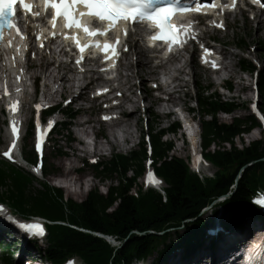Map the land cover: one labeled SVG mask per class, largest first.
Here are the masks:
<instances>
[{
    "label": "trees",
    "instance_id": "trees-1",
    "mask_svg": "<svg viewBox=\"0 0 264 264\" xmlns=\"http://www.w3.org/2000/svg\"><path fill=\"white\" fill-rule=\"evenodd\" d=\"M242 64L253 70L251 64L244 61ZM259 87L264 111V73ZM197 103L202 110L203 147L207 150L214 144L218 148L206 152V157L218 170L214 180L202 182L189 172L182 160L171 158L168 153L172 142L162 141L164 131L158 130L151 138L157 172L167 185L164 200L152 191L138 198L130 193L143 172V142L129 156H115L102 165L103 177L115 180L105 195L93 190L82 202L65 200L61 190L45 183L40 184V189H31L33 180L29 175L0 162V187L6 189L1 198L8 200L21 214L39 215L65 224L49 227L46 258L51 264H58L69 256H78L83 264H131L166 243L168 230L178 227L185 232L177 236V241L188 244L198 231H191L185 221L192 220L201 228L200 209L212 199L230 192L233 194L228 198L229 206L244 209L248 206L249 193L262 186L264 171V142L256 140L240 148L234 143L258 124L254 117L234 118L231 123L223 124L216 115L219 111H234L236 103L224 102L216 94L201 95ZM205 116L210 119L205 120ZM236 180L237 187L233 191ZM92 233L111 236L124 244L120 248L112 247Z\"/></svg>",
    "mask_w": 264,
    "mask_h": 264
},
{
    "label": "rangeland",
    "instance_id": "rangeland-1",
    "mask_svg": "<svg viewBox=\"0 0 264 264\" xmlns=\"http://www.w3.org/2000/svg\"><path fill=\"white\" fill-rule=\"evenodd\" d=\"M228 25H229V30L225 34H222V33L218 34V35L213 34L217 38L218 41H224L225 43L230 44L228 46V48L226 49L227 52L238 54L239 51L237 49H235L233 47V45H235L239 40L243 41L244 45H246V47L242 48V52H245V55H246L250 52L248 49L249 47L256 46L257 50H256V53L254 54V56L258 57L260 59L261 65L264 66V54L259 52L261 45L264 44V33H261L259 38L255 39V35L257 32L256 30H257L258 25L255 22H251L245 16H237L235 19H233V18L230 19L228 21ZM262 26L264 27V23ZM139 42H140V44L142 43L141 40H139ZM239 59L240 58L236 57L234 60V62H235V69H234L235 74H234V76L235 77H234V79L230 80V82L232 84V90L233 91H232V93L229 94V96L226 94V92L220 93L219 90L217 89V86L215 85V83H213L211 78H208V80L205 79V75L203 74V72L197 71V67H196L194 61L189 62V69L196 72V75L198 76V84H199L200 88L201 89L204 88L205 84H211L212 88L210 91H207L208 92V93H206L207 95L210 92L216 91L218 94L220 93V97L223 101L234 102L238 105V108L231 115H227V116H224L222 114L217 115L216 117L220 123L221 122L222 123H230V122H232V120L234 118L245 117V116L249 115L248 105H249L250 99L252 97V91L247 88L246 81L245 82L243 81L241 84H238L240 79L246 77L245 75L240 74L238 71L236 63L238 62ZM135 60H136L135 56H131V62H135ZM189 69H187V71ZM259 71L261 73L263 70L262 71L259 70ZM31 73L33 75H41L40 71H33L32 70ZM140 73L143 77L146 76V72L143 69ZM185 77L186 76H181V79H183V82L185 81ZM134 81L136 83V80H132L131 82H134ZM81 83L84 84L85 82L83 81ZM96 83H98V82H96ZM94 84H93V86H94ZM147 84H148V82L145 83V85H144L145 88H147ZM238 86L242 90L237 91L236 88ZM70 91L71 90L63 93L61 101L66 100L67 97H69L71 95L72 92H70ZM114 91H113V96H115ZM199 92H200V90H199ZM238 92H240V93L238 94ZM181 96H182V94H181ZM197 97H198V95H195L193 92H190V96L184 98L183 101L188 103L189 106L186 105L187 107H193L194 108L193 112H194L195 123L198 126V119H199V116H201V109L199 107H196L195 99ZM55 99L58 100V96H55ZM92 105L94 106L93 111L96 112V105L95 104H92ZM86 106L89 107L88 105H86ZM70 107H72L73 109H77L78 105L76 104V105H72ZM155 114L156 115L158 114V116H159V118L157 120L155 118H153L152 116H150V117H152L151 119L148 118L151 126L154 127L153 128L154 130L165 129L167 124L164 121H161L162 118L159 115V109L156 106H153V108L151 109V115L154 116ZM89 116H90V113L87 112L85 116H81V117H79L73 121L72 126L70 127V131H72L74 136H75V129L73 128V124H75L77 121L82 120L83 117H85L86 119L90 118ZM92 119H97V118L95 116H92ZM205 119H208V117H205ZM2 122H3L2 116L0 115V145H3V143L6 140L5 129H4ZM141 128L143 129V123L142 122L137 127L132 126V128L130 129L131 137H132V140L134 142L138 141V139H139L138 136H139V132H141ZM94 129L96 131L98 129V125H96ZM103 129H104V133H103L104 136H107V132H108L107 127L104 126V128H102V130ZM143 132H144V130H143ZM109 138H110V136L108 135V139ZM169 138L171 139V137H163L162 140L167 141L166 139L169 140ZM260 138H262V137H259L257 134L244 135V136H241L240 138H236L234 140V143L237 147H241L242 144H248V143H250L256 139H260ZM59 139H61V138H59ZM140 139H139V141H140ZM174 139H175V142L172 141L173 150L171 152H169L168 154L170 157H176V158L184 159V157L187 156V151L189 148L185 145V147L183 149L184 151L182 153L180 141L177 140L176 136ZM107 142H108V144H106L102 141L100 144V148L105 149L104 158H109L111 156L108 153V148H110L109 147V140ZM28 144H30V142L27 138H25L23 141V147L28 145ZM112 144H114V143H112ZM61 145H62V151L66 153V156L56 158L53 156L52 148H50L49 152H48V157H47L48 164H49V162H52L54 165H56L60 169L62 176L71 175L70 177L73 180L78 181V185L80 184V186H82L84 191L80 190L81 192H76L77 188L74 185L72 186V184H70V187L68 189L61 188L60 186H62V181L58 180V178L61 179L63 177L62 176H56V175L48 177L47 181L50 183V186L61 189L63 191L65 197L72 198L78 202L84 200L86 198L87 193L93 189L98 190L101 194H105L107 187H109L114 182V180L113 181L103 180V179L99 180L97 178H94L93 180H91L90 179V176H92L91 171H89L88 173L81 174V175L72 174V172L69 171V168H71L72 165L75 167L79 166L80 162H81V158L83 156L81 153L77 154L78 148H79L77 145L72 144L71 149H68V146H67V144H65L64 140L61 143ZM227 146L228 145H226L225 147H227ZM111 147L114 148L115 146H111ZM128 147H130V145ZM138 148L139 147H135L134 150H138ZM22 150H23V148H22ZM214 150H217L216 145H211L208 148V151H210V152H213ZM119 151H123V150H120V148H117V150L114 149L113 154L119 153ZM123 153H126V151H123ZM87 157H89V156H87ZM214 171H215V169L213 167H210L207 170V172L209 174H212ZM85 179H88L89 182H87ZM41 181L42 180H36V181L34 180L33 181V187H31V189H33V188L40 189V183H43ZM84 181H86V182H84ZM133 189H132L133 190L132 192L137 190L136 188H133ZM1 191H3V189H0V195H1ZM226 209H228V208H226ZM227 211H230V213H231V212H236L237 210L229 209ZM210 212L211 211H207L206 214H202V218L204 221H206V222H208L209 220L212 221L211 216H210ZM211 228H214V226H211ZM179 232L182 233V230H180ZM4 241L7 243L9 240H4ZM175 253L176 252L170 253V255H172L171 260L173 259V261H176L179 259V255H177V253L176 254ZM17 254H18V251L13 254L12 258L14 261L16 260ZM156 258H157V253L153 254V256L151 258H149L148 260H146L145 262L152 264ZM171 260L168 261V263L169 262L171 263Z\"/></svg>",
    "mask_w": 264,
    "mask_h": 264
},
{
    "label": "snow or ice",
    "instance_id": "snow-or-ice-1",
    "mask_svg": "<svg viewBox=\"0 0 264 264\" xmlns=\"http://www.w3.org/2000/svg\"><path fill=\"white\" fill-rule=\"evenodd\" d=\"M260 0H253V3H259ZM19 3L25 11H30L31 6L25 2V0H0V29H3L5 25L9 28L13 27V25L9 24L8 17L12 13L13 5ZM233 6H235L236 0H232ZM44 4L46 7L50 6L55 15H53L52 19L55 20L57 16H63L65 20L66 28H82V30L91 37H96L98 35H104V32H100L98 30H90L86 26H82L80 20L75 16L74 9L77 5H83L86 9H88L87 16L94 18V20L107 21L111 26H114L118 21H131L133 24L137 22V20L148 19L156 22L157 26L161 29L160 37H153V39L161 38L168 40L170 42V47L172 43L181 42L179 36H177L175 30L171 29L169 25L165 23L167 20V12L168 10H159L154 14L146 15L142 11V5L138 2V0H44ZM214 5H207V7H213ZM261 7H264V3H261ZM200 4L199 0H197V10H199ZM190 10V9H185ZM161 13H164L163 17H161ZM81 15H84L83 13ZM221 26L222 25H218ZM110 30V29H109ZM17 34H20L19 28H17ZM127 35V33H125ZM2 38V37H0ZM67 38V37H66ZM21 39H25V37L21 36ZM75 40V37H72ZM119 41H117V44ZM96 47H100L97 43L94 45ZM89 47V45H80L77 42L78 50L83 53L85 49ZM203 47V45H202ZM111 49V55L115 56L118 53L116 52V46L105 43L102 47V51L108 53ZM127 50V47L125 48ZM208 49H205L207 52ZM17 53L20 55V59L23 61L25 59L23 53L19 48H17ZM109 58L106 56V59ZM80 60H77L79 63ZM115 63V61H113ZM213 67H216L215 62L213 61ZM19 91V89L17 90ZM7 94V92L5 93ZM37 111L40 110V105L35 106ZM8 110L11 113L17 112V103H11L8 105ZM107 119V117H105ZM52 121H49L48 127L51 128ZM36 143L35 150L41 156H43V145L45 143V138L47 136V129L43 132L40 130L39 121L36 124ZM12 136L13 139L11 141V145L8 147L6 151L2 153L4 157L9 159L10 161L14 159L13 150L18 147L17 144V136H18V128L16 127V122H12ZM35 171H39V168H35ZM148 182L149 183H158V181L154 180L153 174L151 172L148 173ZM2 211V209H0ZM11 220V217H9ZM17 226L22 230L29 234V236L38 235L42 236L44 234V230L39 224L36 223H19L17 222Z\"/></svg>",
    "mask_w": 264,
    "mask_h": 264
},
{
    "label": "bare ground",
    "instance_id": "bare-ground-1",
    "mask_svg": "<svg viewBox=\"0 0 264 264\" xmlns=\"http://www.w3.org/2000/svg\"><path fill=\"white\" fill-rule=\"evenodd\" d=\"M264 20V19H263ZM259 21H262L261 19ZM264 32V28L263 26L259 23L258 27H257V32L255 35V39L259 38L260 34ZM222 50V49H221ZM131 54L127 55L126 60H129V58L131 57V55H135L137 57V60L134 64V62L129 61L127 64H124V70L127 72L126 75H119V79H120V83H121V89L122 91L125 92H130L133 91L136 87V83L135 82H131L132 80H139V77L141 78V84L144 85V82L155 78V67L152 66V58L149 56V54L144 50V48H142L140 45H138L137 43L134 44V46H132L131 48ZM228 54V55H227ZM53 55V56H52ZM55 53L52 52V54L50 55V57H54ZM234 55V53H226L224 56L226 59L230 60V63H227L225 65V69L226 67L228 68L227 72L230 75H233V73L235 72V70L233 69V64H232V59L229 56ZM32 67L33 68H38V65H36V63H32ZM66 68H68V65H63V64H59L56 67V70L53 71H48L47 75H45V82H50L52 81L53 84L56 83V80H60L63 84V91H69L71 88H73L72 86H66L68 82L75 80L68 78L67 76V72L64 71V73H60L61 70H65ZM142 69L146 72V76L145 78L141 75V71ZM186 69L187 68H182L179 71H177L178 76H176L175 81L177 82L176 86L173 87V93H181L183 92L184 96H186V94L189 93L185 91V87H188L187 84H185V81L183 82V79H181V76H184L186 74ZM54 72V73H53ZM174 80V79H173ZM68 87V89H66ZM236 90H242L241 88H239V86L236 88ZM117 91H121L120 89H118ZM126 95V96H125ZM124 99L128 100L129 96L125 93L124 94ZM173 100H177L179 103H183V99L179 96L178 98L174 97ZM124 102V101H123ZM155 103L156 101L153 100L152 103ZM140 111L139 107H137L134 112H132V114H130L128 117H126V120L123 121V133L124 134H128L131 135L130 129H131V122L133 121L134 118H136L138 116V112ZM164 112V111H162ZM80 122H76V124H79ZM135 126H138V123L135 124ZM195 143V142H194ZM87 151H83V154L85 155ZM70 181H72V183H78V181L71 179ZM80 185V184H79ZM81 192V191H79ZM226 214V213H223ZM228 216V215H227ZM222 219H217L215 220V224L219 223L220 225L222 224ZM261 222V220H260ZM258 229H254L253 232H249V235L245 237V241L247 240V242H249L250 240H253V238L255 237V232H258ZM244 239V238H243ZM208 254V252L205 250L204 254L200 255V257L198 258L199 260V264H202L205 258V255Z\"/></svg>",
    "mask_w": 264,
    "mask_h": 264
},
{
    "label": "water",
    "instance_id": "water-1",
    "mask_svg": "<svg viewBox=\"0 0 264 264\" xmlns=\"http://www.w3.org/2000/svg\"><path fill=\"white\" fill-rule=\"evenodd\" d=\"M106 240H108V242L110 243V244H112V245H115V243H114V241L113 240H111V239H108V238H105Z\"/></svg>",
    "mask_w": 264,
    "mask_h": 264
}]
</instances>
